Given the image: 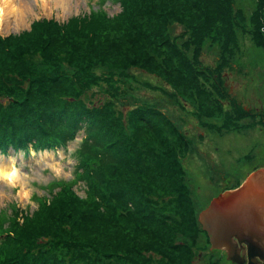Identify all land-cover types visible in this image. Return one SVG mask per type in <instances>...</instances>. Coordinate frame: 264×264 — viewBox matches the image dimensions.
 Here are the masks:
<instances>
[{"label":"trees","instance_id":"1","mask_svg":"<svg viewBox=\"0 0 264 264\" xmlns=\"http://www.w3.org/2000/svg\"><path fill=\"white\" fill-rule=\"evenodd\" d=\"M119 1L124 10L114 18L99 7L67 23L43 19L29 32L0 34V153L64 146L83 126L86 136L77 150L83 172L77 177L87 183L84 196L74 191L71 181L52 184L50 200L34 195L41 209L31 214L19 210L16 202L9 205L11 212L3 208L0 264H183L193 246L186 244V236L184 246L180 229L204 231L194 202L183 203L184 193L193 200L187 192V172L179 163L190 141L183 124L193 116L206 125L215 112L216 121L226 124L233 107L238 113L232 118L243 117L236 109L240 99L219 91L228 62L204 64L203 46L178 39L175 17L147 30L142 22L149 13L144 12L145 2ZM215 3L196 4L199 13L216 10L206 17L204 28L221 34L226 26L219 25L241 12L249 39L256 41V24L247 25L249 0ZM173 12L175 16L174 6ZM233 22L242 23L237 17ZM145 33L153 38H145ZM228 35L223 43L212 34L208 40L230 49L233 42L240 47V38L249 32L234 38L230 30ZM134 66L163 79L160 98L145 94L144 104H132L137 98L122 94L118 76L105 74L107 67L123 73ZM102 82L115 91L120 88L121 94L110 90L108 95ZM96 92L102 93L101 100L92 98ZM226 98L229 104L223 103ZM124 102L131 105L127 111H122ZM189 109L193 111L188 117Z\"/></svg>","mask_w":264,"mask_h":264},{"label":"rangeland","instance_id":"2","mask_svg":"<svg viewBox=\"0 0 264 264\" xmlns=\"http://www.w3.org/2000/svg\"><path fill=\"white\" fill-rule=\"evenodd\" d=\"M31 1L33 5L29 7L26 19L20 25L11 23L3 31H0L2 36H8L11 33H22L24 31L29 32L34 27L33 23L38 20L54 19L59 23H67L75 16L90 15L92 11L97 10L99 7L103 9L109 17L114 18L124 10L119 0H69L67 11H63L61 8L57 7L45 11L38 6V0ZM143 1L147 5V9L144 12H149L142 19L144 28L151 30V28L154 27L156 29L160 26L161 21L168 20L171 22L173 21L172 18L175 17L174 23H178V26L175 27V31H178V39H184L186 41L184 43L194 44L195 47L199 44L203 46L200 59H202L204 64L214 65L216 61L218 62L219 60L221 65L225 63V60L228 62V64L223 67L224 85L219 91H228L232 94V97L239 98L241 102L240 109H236L243 117L232 118V116L238 113L234 111L233 107L229 113L230 118L226 121V124L221 122L222 119L216 121L217 112L214 113V117L207 119L205 122V124L207 123L206 125H203L197 117L192 116L193 109L187 110L188 113L185 111L186 116H192L188 121L189 123L183 124V126L187 127L186 132L190 140L188 141L189 150H186L185 157L179 158V163L181 169L184 168L187 172L185 175L186 181H184L189 186L187 192H189L193 200H190L188 194H186V197L184 193L183 195L186 200H184L183 203L189 204L190 201H193L195 209L198 210L197 213H200L202 209L208 206L211 202H209L210 198L216 192L213 188H206L207 184L211 185L212 182L214 185L216 182L217 175L214 173L223 174L224 172L228 178H237L240 175L244 178L246 172L255 169L257 166L264 165V0H249V4H245V11L251 16L247 21V25L253 27L254 22L258 29V31L252 35L254 36L253 39H256L254 42L250 40L251 32L244 28L245 23L241 17V12H236L230 23L228 16L229 11L227 13H221V15L227 14L228 18L225 22L222 18L220 19V22L224 23H221L222 25H219V28L226 26L220 34L218 29L209 30L207 29L208 27H203L206 24V17L216 10H205L202 13L197 12L195 9L196 4L200 3L202 0H175V2H181V4H173V0L167 2L166 0ZM187 1L194 4L188 6ZM24 2L26 3L25 0ZM24 2L22 0L20 1L22 10L27 8ZM203 2L216 4L215 0H203ZM166 3L169 4L168 8H166ZM173 6L174 10L179 14L178 17H176L177 13L175 16L173 15ZM234 17H237L238 20L242 22L241 25L233 22ZM230 30L233 37L239 32H245L247 34L249 32V35H247L248 37L240 38V47L237 45L235 46L232 41L233 46L230 49H223V47L220 48L217 44L210 43V40H208V38H211L212 34L217 40L220 39L223 43L229 36L228 33ZM170 32L173 34V29ZM145 35V38H153V36H149L146 33ZM231 38L232 36L230 39ZM195 42L199 43L195 44ZM105 69L107 71L105 74L109 78L118 76V83L123 95L132 99L134 97L137 98L132 101V104H144L146 100L144 101L141 99H145L147 95L151 97V99L154 98V100H156V98L159 97L158 93H164L163 79L144 71L143 68L134 66L123 73H113L108 67ZM150 79L151 83H149V85H151V87L146 83ZM144 83L147 87L141 85ZM157 85L160 86L157 87ZM101 86L103 88L102 91H105L108 95H110L109 92L111 91L117 95H119V93L121 94L120 88H117L115 91V89L111 88L109 84L107 85L106 82H102ZM132 87L134 90H132ZM167 88L169 90L172 89L170 85H168ZM222 94L224 95L225 93L222 92ZM203 95L205 100H208L206 94ZM101 96H103L101 92H96L95 95H92V98L101 100ZM123 97L124 96L121 98L123 99ZM137 101L141 103H137ZM229 101H231V99L226 98L223 103L229 104ZM125 104L124 107L121 106L122 111H127L131 106H129V103ZM177 105L178 104L175 103L174 107H177ZM247 113H250L252 117L245 116ZM210 121L211 123H219V127L213 128L209 126L208 123ZM196 132H201V135L196 134ZM193 134L196 136H193ZM85 136V129L81 126V128L76 131V137L67 141L64 146H58L52 149L46 148L43 150H34L31 148L27 154H23L22 152L16 153L12 149L7 154L0 153V155L5 157L12 156L14 158V165L17 167L19 177H17L16 183H7L0 180V211L3 208H7V210L11 212L9 205L13 202H16V207H18L19 210L23 209L28 213L31 211L34 212L35 209L40 210L41 207L39 208V204L33 198L34 195L39 194L41 196H46L47 199L50 200L52 195L49 186L52 187V184H60L63 181L73 182L74 191L81 196L86 195L85 188L87 183L83 177H77L78 171L79 173L83 172L77 150ZM46 150L52 152L50 154L44 153ZM205 163L209 165L207 166ZM213 169H215V171H213ZM186 183L183 184L187 185ZM59 190L60 187L55 188V193ZM177 199H182V196L177 197ZM48 202L49 201L46 203L48 204ZM176 212L177 210L175 209L174 212L173 208V213ZM23 220L24 218L21 216L19 222H23ZM198 222L202 227L199 219ZM189 225L191 226L190 222ZM204 231L199 232L198 228L192 231H184L183 228L180 229L179 234H181V238L184 236L190 238V241L187 243L184 241L187 240L186 237L182 239L184 246L185 243L193 246V250H191L192 255L188 257L190 260H185L182 263L230 264L228 259L221 253V248L211 247L209 236L207 232L205 231V233Z\"/></svg>","mask_w":264,"mask_h":264},{"label":"water","instance_id":"3","mask_svg":"<svg viewBox=\"0 0 264 264\" xmlns=\"http://www.w3.org/2000/svg\"><path fill=\"white\" fill-rule=\"evenodd\" d=\"M263 214L264 168L260 167L251 172L239 187L215 196L200 211L198 219L209 236L211 247L226 249L231 254L236 248L235 236L254 242V234L244 233L245 230L259 231L256 220L263 221ZM252 218L256 220L253 222ZM260 239L264 241V234Z\"/></svg>","mask_w":264,"mask_h":264},{"label":"flooded vegetation","instance_id":"4","mask_svg":"<svg viewBox=\"0 0 264 264\" xmlns=\"http://www.w3.org/2000/svg\"><path fill=\"white\" fill-rule=\"evenodd\" d=\"M191 126H193L192 124H190ZM196 134H201V132H196ZM193 136H196L195 134H193ZM209 165V164H208ZM207 167V166H206ZM264 168V166H257L255 167V169L246 172L244 178L240 176H238L237 178L232 177V178H228L226 174L222 173H214L215 175H217V180L216 182L213 183L211 182V185L207 184L206 188H213L216 190V194L214 193V195H212V197L210 198L209 202L215 197L218 196L219 193H223L225 191L228 190H233L237 187H239L241 185V183L243 182V180H245V178L254 170L258 169V168ZM208 169V168H207ZM213 171H215V169H213ZM227 177V179H226ZM264 215V214H263ZM254 220H256V218H252L251 221L254 222ZM257 225L259 226V231L256 232H249L245 230V235H249V234H254V242H249L243 239L238 238V236H235V244H236V248H234L233 250H231V254L229 253L228 250L226 249H220L221 253L224 255L225 258L228 259L230 264H264V241L262 239H260V237L263 236L264 234V218L263 221H257L256 220ZM253 225V224H252ZM256 236V237H255Z\"/></svg>","mask_w":264,"mask_h":264},{"label":"bare ground","instance_id":"5","mask_svg":"<svg viewBox=\"0 0 264 264\" xmlns=\"http://www.w3.org/2000/svg\"><path fill=\"white\" fill-rule=\"evenodd\" d=\"M21 0H0V31H3L11 23L20 25L28 16L29 7L33 5L31 0H22L26 9H21ZM38 6L45 11L53 7L61 8L67 11L69 7V0H38ZM52 151H44L50 154ZM206 164V163H205ZM208 166V164H206ZM18 177L17 167L14 165V158L12 156L5 157L0 155V180L7 183H16ZM19 178V177H18Z\"/></svg>","mask_w":264,"mask_h":264}]
</instances>
